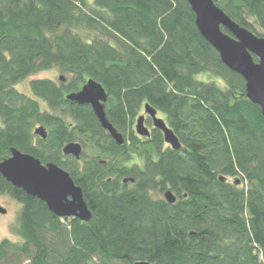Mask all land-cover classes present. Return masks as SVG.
I'll use <instances>...</instances> for the list:
<instances>
[{"label": "trees", "instance_id": "16d2710c", "mask_svg": "<svg viewBox=\"0 0 264 264\" xmlns=\"http://www.w3.org/2000/svg\"><path fill=\"white\" fill-rule=\"evenodd\" d=\"M214 2L264 38V0ZM55 69L60 83L18 89ZM90 79L106 89L123 146L91 107L67 100ZM146 104L179 150L150 118V137L137 134ZM0 122V160L14 148L58 165L92 213L67 223L0 175V193L22 204L25 241H4L0 264H264V115L187 0H0ZM70 142L83 145L80 160L63 154ZM89 147L98 155L87 157ZM168 191L174 204L158 198Z\"/></svg>", "mask_w": 264, "mask_h": 264}, {"label": "water", "instance_id": "95a60500", "mask_svg": "<svg viewBox=\"0 0 264 264\" xmlns=\"http://www.w3.org/2000/svg\"><path fill=\"white\" fill-rule=\"evenodd\" d=\"M187 2L195 14L196 26L202 37L219 52L221 61L226 67L243 77L246 82L247 98L259 106L264 115V38L255 36L250 30L230 19L217 7L214 0H187ZM225 30L229 33L224 32ZM67 100L91 107L103 129L109 132L111 139L121 146L124 145V136L106 119L105 107L109 98L101 84L90 79L78 93L68 94ZM144 108L145 113L139 117L135 126L137 134L143 138L150 137L151 130L146 125L147 119L150 118L153 128L163 134L165 143L172 149L179 150L181 148L179 138L166 122L158 117V111L148 104ZM35 134L43 140L48 138L43 126L38 127ZM82 152L83 145L76 142H70L63 149L64 155L73 156L78 160ZM0 175L14 188L23 190L27 196L44 202L56 217L78 218L84 223L92 219L82 189L75 184L68 172L54 163L43 165L41 160L33 155L24 154L13 148L10 157L0 160ZM165 200L174 204L176 197L173 192L168 191ZM0 212L6 213L1 208Z\"/></svg>", "mask_w": 264, "mask_h": 264}, {"label": "rangeland", "instance_id": "374dc122", "mask_svg": "<svg viewBox=\"0 0 264 264\" xmlns=\"http://www.w3.org/2000/svg\"><path fill=\"white\" fill-rule=\"evenodd\" d=\"M60 76H64L61 74L59 69L55 70H48L45 73H41L36 75L35 77L29 78L28 80H25L21 85L18 86V89L21 92H24L25 94H31L29 91V84L31 80L40 79H51L55 81L56 83H60ZM198 79L202 81H206L207 75H199ZM210 79V78H209ZM208 80V79H207ZM65 84H69L72 82L71 77L67 76L66 80L64 81ZM222 85V84H221ZM145 110L143 109V113L141 115H144ZM159 118H163L162 115H158ZM68 123H72L73 121L69 119L66 120ZM1 125V122H0ZM147 125V124H146ZM149 127V126H147ZM149 129H151L149 127ZM152 130V129H151ZM86 156L89 158H92L95 155H98V152L96 150H91V147L87 148L85 151ZM158 198L165 199V195H158ZM0 208L5 210L6 213L3 214L0 212V248L4 241H10L14 245L22 246L25 241L22 240V237L20 236V215L22 212V204L19 203L17 200L12 199L10 196L0 193ZM74 218H69L67 223L72 222Z\"/></svg>", "mask_w": 264, "mask_h": 264}]
</instances>
